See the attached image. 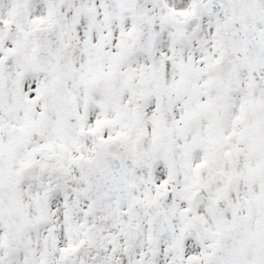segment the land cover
Returning <instances> with one entry per match:
<instances>
[{"label": "snow or ice", "instance_id": "snow-or-ice-1", "mask_svg": "<svg viewBox=\"0 0 264 264\" xmlns=\"http://www.w3.org/2000/svg\"><path fill=\"white\" fill-rule=\"evenodd\" d=\"M0 264H264V0H0Z\"/></svg>", "mask_w": 264, "mask_h": 264}]
</instances>
